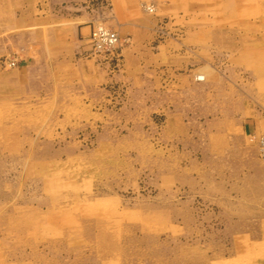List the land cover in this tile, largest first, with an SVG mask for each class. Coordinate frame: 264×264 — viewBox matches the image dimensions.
<instances>
[{
	"label": "rangeland",
	"instance_id": "374dc122",
	"mask_svg": "<svg viewBox=\"0 0 264 264\" xmlns=\"http://www.w3.org/2000/svg\"><path fill=\"white\" fill-rule=\"evenodd\" d=\"M15 1L0 0V264H264V0H135L146 30L56 68H29L28 31L3 30Z\"/></svg>",
	"mask_w": 264,
	"mask_h": 264
},
{
	"label": "crops",
	"instance_id": "0c3cea01",
	"mask_svg": "<svg viewBox=\"0 0 264 264\" xmlns=\"http://www.w3.org/2000/svg\"><path fill=\"white\" fill-rule=\"evenodd\" d=\"M90 0H18L22 12L3 30H15L24 35L35 47L26 58L29 68L36 63L55 65L70 63L78 52L87 47L93 26L106 24L125 34L127 31L146 30L148 19L141 17V10L134 0L128 12H96L86 7ZM113 1V0H112ZM118 3L119 0H114ZM119 6V4H117ZM120 8V7H119ZM121 9V8H120ZM119 10V9H118ZM16 9L14 10L15 13ZM116 15L121 16L118 18ZM105 25V26H106ZM24 58V59H25ZM28 58V59H27ZM126 60V59H125ZM134 64V61H130ZM128 62L126 61V64ZM51 71L46 67V71ZM53 70V68H52Z\"/></svg>",
	"mask_w": 264,
	"mask_h": 264
},
{
	"label": "built area",
	"instance_id": "2783aa9c",
	"mask_svg": "<svg viewBox=\"0 0 264 264\" xmlns=\"http://www.w3.org/2000/svg\"><path fill=\"white\" fill-rule=\"evenodd\" d=\"M90 44L96 53L106 54L122 45V39L117 32L105 26H95L89 38ZM261 153L264 158V138L261 139Z\"/></svg>",
	"mask_w": 264,
	"mask_h": 264
}]
</instances>
